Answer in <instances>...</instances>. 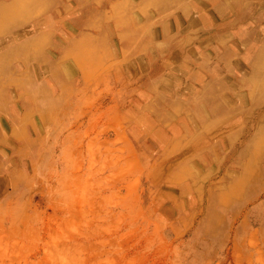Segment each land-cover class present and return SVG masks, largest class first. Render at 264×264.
<instances>
[{"label":"rangeland","instance_id":"obj_1","mask_svg":"<svg viewBox=\"0 0 264 264\" xmlns=\"http://www.w3.org/2000/svg\"><path fill=\"white\" fill-rule=\"evenodd\" d=\"M53 1L0 23V264H264V0Z\"/></svg>","mask_w":264,"mask_h":264},{"label":"bare ground","instance_id":"obj_2","mask_svg":"<svg viewBox=\"0 0 264 264\" xmlns=\"http://www.w3.org/2000/svg\"><path fill=\"white\" fill-rule=\"evenodd\" d=\"M36 2H40V3H53V0H34ZM31 2V0H7V1H3L0 2V14L1 13H5V17H4V21H2V18H0V23L3 22L2 26L3 28H1V30H9L12 29L14 27V23L15 20L12 19V12L16 13V3L19 4L20 8L21 7H25L27 6L29 3ZM104 0H100L98 3L100 6H103ZM102 4V5H101ZM111 7H113L111 5ZM128 7H131L130 5ZM114 8V7H113ZM22 9V8H21ZM116 12V11H115ZM22 13L25 14L26 12L23 11L22 9ZM124 14L125 12H117V13H113L110 16H114V21H115V29L116 31L121 34H126L127 35V39L130 40V34L129 31H131V28L134 27V23L131 22L130 24L125 20L124 18ZM7 16V17H6ZM90 17V16H89ZM108 17L105 14H101L99 16H95L92 15V17L90 18H81V17H77L76 19H74L77 22V25L81 24L84 26H89L90 23H93L94 20H96V18H105ZM18 20V19H17ZM21 20V19H20ZM1 27V26H0ZM82 32V31H81ZM80 32V33H81ZM123 41H127V45L129 44V40H126L124 36H121ZM101 42H97L94 38L87 36V34L81 33L78 38L74 39L73 42L70 45V48L68 49L70 52L68 53V55H74L72 60H73V65L76 66V68H78V66H80L82 69L85 68L82 65H87L89 62H85V59H88L91 56V53H94V49H95V45H97L98 43H102V38L100 40ZM28 43L25 44H21L19 45V47H15L14 49H11L9 51L10 54L15 56H20L22 54L25 63L28 64V61L32 58H37L39 59V57L42 59L40 64H35L34 67L35 69L33 70V75L37 74L38 71H43L46 73L47 75V83H38L34 77H31L29 75H32V73L30 72L29 75L25 74L24 75H16L15 77L11 78L10 80H14L18 86V90H24L26 89H31L32 91L30 92V94H32L33 96V108L32 109H36L40 106H44L46 99H41L38 102V92H45L46 90H48V87L50 85V83L56 78L59 77L62 79L63 76H65L67 73L66 70L64 69H60L62 70V72L58 73V72H54L53 71V66L50 64L51 61L49 62V60L45 59L43 57L44 55V46L48 43H51V41H49V36L45 37L44 33H43V37H39L36 40H32V41H27ZM33 45H36V47L33 48ZM73 48V49H72ZM94 48V49H93ZM77 49V51H76ZM18 50L20 51V53L18 52ZM76 52H75V51ZM95 60L100 61L98 58H96ZM34 61V60H33ZM200 62L202 64H205V60H200ZM24 63V62H23ZM25 64V65H26ZM82 64V65H81ZM27 67V65H26ZM9 68V63H8V58H2L0 59V76H3V74H6L7 70ZM61 75V76H60ZM26 78L29 79V83L26 84V82L22 81L19 84L18 79L20 80H25ZM8 82V81H7ZM2 85H4V83H2ZM64 87V85L62 86V88ZM64 90H66V88L64 87ZM25 97V96H24ZM52 101L50 99L47 100L46 102V106L50 105L53 102V98H51ZM38 102V105L36 104ZM24 103L25 104H29L30 103V99L25 97L24 98ZM193 105L195 104V100L192 101ZM21 106L23 107V105L21 104ZM15 107V106H14ZM53 107V106H52ZM52 109V108H51ZM28 112L31 109H27ZM37 111H39L40 113H42L44 111L43 110H39L36 109ZM47 117H50V115H48ZM43 119H45V115H43ZM27 121H23V123H26ZM14 130H17L18 132V127H15ZM2 136V132L0 131V137Z\"/></svg>","mask_w":264,"mask_h":264}]
</instances>
